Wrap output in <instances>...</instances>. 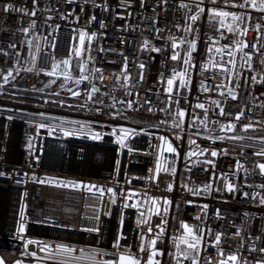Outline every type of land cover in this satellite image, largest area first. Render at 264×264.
<instances>
[{"label": "built area", "instance_id": "1", "mask_svg": "<svg viewBox=\"0 0 264 264\" xmlns=\"http://www.w3.org/2000/svg\"><path fill=\"white\" fill-rule=\"evenodd\" d=\"M241 2L36 0L34 6L33 0H0V172L11 174L0 176L1 182H11L10 189L0 188L4 201L0 200V204L6 205L0 216V258L5 264H56L70 259L59 254L56 261L48 259L37 244L25 247L27 239L42 241L52 249L58 244L72 246L77 257L83 249L85 258L71 264H92L87 256L93 252L97 260L116 259L110 254L116 251L113 242L118 229L126 237L120 240V251L130 246V251L141 258V264H146L151 252L149 241L156 238L161 227L163 232L155 247L163 255L155 259L167 264L173 239L181 231L176 226L179 207L184 213L183 224L203 237L198 264H218L233 253L239 264H264V252L260 251L264 248V204L260 203L264 174L258 167L264 163V156L257 155L264 151V65L260 63L264 59V12L233 6ZM5 4L34 9L36 14L25 15L11 9L6 13ZM191 5L204 8L192 29ZM212 8L250 13L251 19L244 15L233 23L234 32L230 33L220 27L219 18L209 19ZM32 21L34 27H30ZM224 21L232 23L231 17ZM237 24L247 28L246 35H239ZM23 28L29 31L25 33ZM79 31L96 35L90 41L86 38L85 51L78 57L72 49L80 47ZM191 40L196 42L195 50L190 49ZM238 40L248 42L242 51L235 50ZM174 41L178 45L175 49ZM12 44L15 47H9ZM224 46L229 47L223 53L215 51ZM156 48L160 51L153 50ZM229 50L235 52L231 57L234 65L228 63ZM184 51H191L193 65L188 66L186 93L181 89L176 92L177 78L169 93L167 80L173 71L179 73ZM174 52L179 53L177 60L171 59ZM244 52L251 54V68L245 63L248 57ZM64 59H70L67 70L72 79L66 81L60 74L66 68L63 64H59L57 75H48L53 63ZM238 63L235 81L233 74ZM79 64H84L83 74L88 79L76 84L81 75ZM93 85L99 91L91 93ZM229 89L235 99L228 95ZM127 101H132L131 108ZM197 104L204 108L196 107ZM221 107L224 115H220ZM178 108L185 111L183 118L178 115ZM239 113L242 115L237 120ZM230 124L235 128L229 129ZM246 124L251 125L247 130L243 127ZM121 128L129 130L123 147L116 142ZM64 130L72 134L66 136ZM95 132L102 133V138L93 139ZM234 136L243 138H230ZM160 137L166 138L176 153L168 152ZM201 149L205 151L201 153ZM212 150L217 151V156L210 155ZM86 153H92L88 166ZM209 160L214 165L206 163ZM74 162L80 166L70 168ZM84 165L86 171L79 170ZM173 168L175 172L171 171ZM34 176L111 187L117 192L116 203L110 202L109 193L101 198L86 190L40 184ZM226 182L233 183L236 191L229 193ZM205 184L211 187L207 193L202 191ZM188 189L200 191L194 194ZM129 190L136 195L125 200ZM243 192L249 195L244 196ZM153 198L158 201V213L151 204ZM165 199L171 201L167 214L163 211ZM124 203L137 207L125 208ZM22 205L25 232L18 234ZM74 205L77 216L73 223L72 215L68 218L67 214H72ZM204 205L208 207L205 209ZM150 207L155 212L149 213ZM46 210L53 214L46 215ZM59 211L67 217H57ZM141 212L147 223L137 225ZM149 225L152 232L147 231ZM88 228L99 231H85ZM218 232L223 235L221 243L215 245ZM142 238L144 252L139 251ZM217 248L223 249V257ZM31 252L37 255L33 257ZM178 261L192 264L183 256Z\"/></svg>", "mask_w": 264, "mask_h": 264}, {"label": "snow or ice", "instance_id": "2", "mask_svg": "<svg viewBox=\"0 0 264 264\" xmlns=\"http://www.w3.org/2000/svg\"><path fill=\"white\" fill-rule=\"evenodd\" d=\"M69 3L72 2V0H68ZM141 2H143V0H141ZM226 2H232V0H226ZM213 3H215V0H213ZM36 4V0H33V5L35 6ZM233 6H238L240 8H245V7H250L256 11H259V12H264V0H242L241 3H239V5H236L233 3ZM199 11L197 12V14L195 15H192L190 17V19L195 22L197 21L198 19V16L200 15V13H203L204 12V8L203 7H199ZM9 9H11L12 11H23L25 15H31V16H35V10H23V9H17L15 8L12 4H5V8H4V11L7 13L9 11ZM210 16H209V19H214V18H219V23H220V27L221 28H224L226 27L227 28V31L228 32H234V29H233V23H235L237 20H242V17L244 15H248V18L249 20L251 19V15L250 13H236V12H229V11H224V10H217L216 8H212L210 10ZM227 17H231V20H232V23H228V24H225V21H224V18H227ZM94 19V17H93ZM261 19H264V17H261ZM35 26V21H32L31 24H30V27H34ZM101 27H104V24L103 22H101ZM237 30L239 31V35L240 36H244L246 35L247 33V28H240V25L237 24L236 26ZM257 28V31H259L260 29V25H257L256 26ZM189 29H186V31H188ZM23 32L27 33L29 31V28H23L22 29ZM159 31V30H157ZM96 34L95 33H92L91 35H89L87 32L85 31H79L78 33V39H79V45L80 47H73L72 51L74 52L75 56H81L82 53L85 51V41H86V38L87 40H91L92 37H94ZM190 44V49L191 50H195L196 48V42L195 40H191L188 42ZM247 41L246 40H238L235 42V50L236 51H242L244 48L247 47ZM258 43V41H257ZM9 47H15L14 44L12 45H9ZM172 47L175 49L178 47L177 43L174 41L173 44H172ZM229 46H224V48H220V47H217L215 49V51L220 54V53H223L224 52V49L225 48H228ZM253 47L255 48L256 45L254 44ZM103 49H101L102 51ZM154 51H160V49L156 48V49H153ZM209 52L212 51V48H209L208 49ZM227 55L230 57L228 63L229 64H233L234 65V60L231 59V57H233L235 55V52L232 51V50H229L227 52ZM179 56V53L178 52H174L171 56V59L172 60H177ZM244 56L248 57V59L245 61V63L248 64L249 68H251V54L248 53V52H244ZM261 65H264V59H261L260 61ZM59 64H63L66 66L65 68V71H63L62 74L65 78V80H70L72 79V75H71V72L67 70L68 67H70V59H64L62 61H60L59 63H53L52 65V70L48 73V75H57V70L59 68ZM183 64L184 65H188L189 67H192L193 65L191 64V51H189L186 55H185V58L183 59ZM220 67H223V65H219ZM79 67V70H80V77L79 79H76L75 80V83L76 84H79L82 80H87L88 77L86 75H84L83 73L85 72V66L84 64H79L78 65ZM140 68H144V65L143 64H140L139 65ZM124 69L126 70L127 69V62H126V58H125V64H124ZM227 71V69H226ZM8 75L10 76L11 75V72L8 73ZM179 77V88H187L188 87V83L189 81L185 79L186 77V70L185 71H181L179 73L173 71L172 73V77L169 78L167 80V91L169 93H172L173 92V84H174V81L176 80V78ZM7 79H8V76H5L4 77V80L5 82H7ZM100 79L103 80V75L101 74L100 76ZM125 79H127V75H125ZM253 81H255V77H253ZM219 87V86H218ZM207 90V89H205ZM99 91V89L93 85L92 88H91V93H95ZM91 93H89V98H91ZM79 93L77 92H73V95H78ZM223 95V93H221ZM228 95L229 96H232L234 99L236 98L235 97V93L233 92L232 89H229L228 90ZM177 105L179 104V101L177 100L176 101ZM214 103L217 104V106H219V102L218 101H214ZM127 105L129 108L132 107V101H127ZM196 107H199V108H204V105L203 104H197ZM149 111H151V109H149ZM178 115L183 118L184 115H185V111L184 110H181L178 108ZM220 115H224V109L223 107L220 108ZM240 115H242V113H239L237 114L236 116V119L238 120ZM9 119H11V117H9ZM39 127L41 128H44L45 125L44 124H40ZM245 130H247L249 127H251V125H244L243 126ZM228 128L229 129H234L235 128V125L234 124H230L228 125ZM120 133L121 135L117 136V143L120 144L122 147L124 146V138L125 136L127 135V133L129 132L128 129H125V128H121L120 130ZM64 134L67 136V135H71L72 133L67 131V130H64ZM112 134L115 136L116 135V129H113L112 131ZM92 138L95 139V140H99L102 138V133L100 132H95L92 134ZM231 139H242L243 137H230ZM161 140L164 141V143L167 145V151L170 152V153H176V148L173 147V145L167 141L166 138L164 137H160ZM192 143H194V141H190ZM29 147H31V144H29ZM132 149L129 148V152H131ZM201 153H203V151H205L204 149H201L200 150ZM195 153H189V155H194ZM217 151L216 150H212L210 152V155L212 157H215L217 156ZM225 154H226V150H225ZM257 155H262L264 156V151H261L260 153H257ZM119 163L120 161L117 160L116 161V165H117V168L119 167ZM206 163H209V164H213L214 165V162L209 160V161H206ZM237 167H240L239 165V162H237ZM259 167V170L261 172V174H264V163H260L258 165ZM165 171H168L169 169L165 168L164 169ZM160 171V165L159 163L157 164L156 166V172L158 173ZM172 172H175V169H171ZM5 175L3 172H0V176H3ZM33 179L37 182V183H40V184H45V183H48V184H52L54 186H57V187H61V188H72V189H76V190H86L87 192L89 193H93V194H98L99 197H103L105 195V193H109L110 194V202L115 204L116 203V197H117V192L111 188V187H108V188H105L103 186H98V185H95V184H90V183H85L83 181H75V180H63V179H57V178H51V177H48V178H44V179H41L39 177H33ZM171 185L169 184L168 185V189L171 190ZM264 187V186H262ZM225 188L226 190L229 192V193H233L236 191V186L231 183V182H226L225 183ZM190 192H193L194 194L197 193L198 191H200L199 189H188ZM211 190V187L209 184H205L203 186V189L202 191L207 193ZM217 191H220V189H216ZM26 194V193H25ZM121 195H123V192H121ZM136 193L135 192H132L131 190H129V195L127 197H124L125 200L127 199H131L133 196H135ZM243 195L244 196H248L249 193L247 192H243ZM145 203H147V201H145ZM171 203V201L165 199L164 200V213L167 214L168 212V205ZM260 203L261 204H264V196L261 197L260 199ZM151 204L152 206H154L156 208V211L157 213L159 212V206H158V201L157 199L153 198L152 201H151ZM123 207L127 208V207H137V204H127V203H124L122 205ZM24 205H22L21 207V211H20V217H21V222L18 224V228H17V232L18 234H23L25 232V224L23 223V218H24ZM205 209L208 207L207 205H204L203 206ZM149 213H151L153 211V208L150 207L149 208ZM106 215L108 213H105ZM217 216L219 215V210H217ZM145 216V213L141 212L140 213V219L137 220V225H141V224H146L147 221L145 219H143V217ZM199 218V217H198ZM98 219V217H97ZM163 222V221H162ZM121 225L123 224V220L121 219L120 221ZM157 227H160V225H157ZM183 229H184V235L182 237H180V240L183 244H185L187 246V250L181 252L178 248L177 250V255L178 256H183L185 259H191L192 261V264H198V254H199V251L201 250V246H202V240H203V237L198 234L196 231H194V229L189 226L187 223H184L182 225ZM152 227L149 225L147 227V231L148 232H152ZM85 231H89V232H92V231H99L98 228H88V229H85ZM210 231V230H209ZM163 232V228L161 227V231L159 233L156 234V238L155 239H151L149 241V244L151 246V252L150 254L148 255L147 257V260H146V264H160V261L155 259V257H157L158 255H163V252L162 250L160 249H157L155 247L156 245V242L157 240L160 238V235L161 233ZM222 233H216L215 236H214V244L215 245H219L221 243V239H222ZM21 239H23V236L20 235ZM121 239H126V237H124L123 233L121 230L118 229L117 231V235H116V238L113 242V247L116 249L115 252L111 253L110 255H112L113 257H116V259H107V260H97L96 259V253L93 252L91 253L90 255L87 256V258L89 260L92 261V264H141V258L136 256L134 253H132L130 251V246H125L127 248L126 251L124 252H121L120 249H121V244H120V240ZM255 239H259L258 237L255 238ZM31 244H37L38 246H40V251L41 252H46L48 254L47 258L48 259H51L53 261H56V257H57V254L61 255V256H67L69 257L70 259L69 260H60V261H56V264H71V261H74V260H79V259H84L85 258V253H84V250L83 249H80V255L79 257L75 256L74 253H76V249L73 248L72 246H69V245H64V244H58L56 245L55 249H52V247L49 245V244H46L42 241H37V240H34V239H27L25 241V247H27L28 245H31ZM190 250V251H189ZM139 251L140 252H144L145 249H144V245H143V238H142V243L140 245V248H139ZM261 252H264V248L260 249ZM217 252L218 254L223 257V249L221 248H217ZM105 255H108V253H103ZM31 256L35 257L37 255L36 252H31L30 253ZM229 262H231V264H239V261H238V256L237 254H229L227 256L226 259H220L218 261V264H229ZM0 264H5V261L0 258ZM15 264H21L20 261H16ZM178 264H179V261H178ZM244 264H247V261L244 262Z\"/></svg>", "mask_w": 264, "mask_h": 264}, {"label": "rangeland", "instance_id": "3", "mask_svg": "<svg viewBox=\"0 0 264 264\" xmlns=\"http://www.w3.org/2000/svg\"><path fill=\"white\" fill-rule=\"evenodd\" d=\"M189 11H190L189 15H190V17H191L192 15L197 14V12L199 11V9H198L196 6L191 5ZM199 18H200V15L198 16L197 21L199 20ZM195 22H196V21H195ZM195 22H193V21L190 22V26H189L190 29L193 28V25L195 24ZM185 52H186V51H185ZM186 54H187V52H186ZM185 70H186V77H185V79L188 80V79H189L188 65H184V64H183V66H181L180 72H181V71H185ZM238 72H239V63H238V65H237V67H236V69H235V71H234V74H233V77H234V80H235V81H236V79H237ZM177 78H178V82H179V77H177ZM178 84H179V83H178ZM178 87H179V86H178ZM179 90H180V88H179ZM181 90H182V92H183V91H186L185 88H183V89L181 88ZM9 169H11V166L9 167ZM3 173L5 174V175H3V177H9V176H11L10 173H7V172H3ZM12 185H13V184H12ZM10 186H11V182H10V181H3V182L0 181V188H2V189H6V188L10 189ZM17 188H19V187L17 186ZM15 189H16V187H15ZM0 193H1V192H0ZM0 200L3 201L1 197H0ZM3 202H4V201H3ZM0 206H1V207H0V213H2V214H0V216H3V213H5L6 205H4L3 203H1ZM4 206H5V207H4ZM153 212H155L154 209H153ZM183 221H184V213H183V211H182V207H179L178 210H177L176 226L179 227L180 230H182V231H181L180 236H176V237H174V239H173V241L175 242V244L173 243V244H174V248H173L172 253L174 254V261H175V263H177V262H178V259L180 258V256L177 255V250H178V248H179V250H180L181 252H183L184 249L187 247V246H186L185 244H183V243L181 242V240H180V237H182V236L184 235V229H183V227H182V225H183Z\"/></svg>", "mask_w": 264, "mask_h": 264}, {"label": "bare ground", "instance_id": "4", "mask_svg": "<svg viewBox=\"0 0 264 264\" xmlns=\"http://www.w3.org/2000/svg\"><path fill=\"white\" fill-rule=\"evenodd\" d=\"M86 155H87V156H86ZM85 156H86L85 162H87V166H88V159L92 156V153H90L89 156H88V154L86 153ZM79 166H80V164H79L78 162H74L73 164L71 163V165H70L69 167H70V168H77V167H79ZM81 167H82V169L79 168V170H81V171H86L85 165H84V166H81ZM87 169H88V168H87ZM0 192L3 193L2 191H0ZM61 206H62V205H61ZM61 206H59V207H61ZM7 211H8V210H7ZM0 214H2V213H0ZM45 214H46V215H52L53 213H52L51 211L46 210ZM67 215H68V218H71V217H69V216L72 215L73 218H71V219H72V222L74 223V222L76 221V216H77V205H74V207H73V211H72V214H67ZM56 216H57V217H61V218H62V217H67L66 215H63L61 211H59V213H57Z\"/></svg>", "mask_w": 264, "mask_h": 264}, {"label": "trees", "instance_id": "5", "mask_svg": "<svg viewBox=\"0 0 264 264\" xmlns=\"http://www.w3.org/2000/svg\"><path fill=\"white\" fill-rule=\"evenodd\" d=\"M185 55H186V52L184 51L182 54H181V63H180V69H181V66H183V59L185 58ZM180 72V71H179ZM178 78L175 82L176 84V92L179 91V84H178ZM181 89V88H180ZM186 89V88H185ZM183 93H186V91H183ZM252 134H254L255 132H251ZM182 231V230H181ZM181 231H180V234H181ZM180 234L178 236H180ZM173 243L175 244V242L173 241ZM172 243L171 245V248H170V253H169V259L167 261V264H175V261H174V254L172 253L173 251V248H174V244Z\"/></svg>", "mask_w": 264, "mask_h": 264}]
</instances>
